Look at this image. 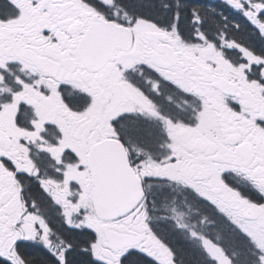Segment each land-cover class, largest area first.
<instances>
[{
  "label": "snow or ice",
  "instance_id": "obj_1",
  "mask_svg": "<svg viewBox=\"0 0 264 264\" xmlns=\"http://www.w3.org/2000/svg\"><path fill=\"white\" fill-rule=\"evenodd\" d=\"M0 264H264V0H0Z\"/></svg>",
  "mask_w": 264,
  "mask_h": 264
}]
</instances>
